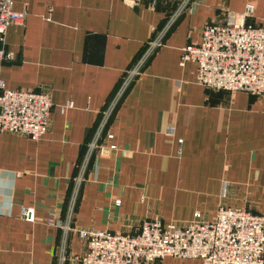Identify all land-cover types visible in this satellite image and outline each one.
Returning <instances> with one entry per match:
<instances>
[{
	"label": "crops",
	"instance_id": "0c3cea01",
	"mask_svg": "<svg viewBox=\"0 0 264 264\" xmlns=\"http://www.w3.org/2000/svg\"><path fill=\"white\" fill-rule=\"evenodd\" d=\"M179 1L13 0L27 14L6 31L13 58L0 60V80L47 92L51 111L39 140L0 134V264H57L62 231L46 221L65 217L75 165L153 30L163 33L161 45L105 127L117 149L92 159L74 229L127 232L144 218L180 224L195 212L210 220L219 205L264 215V97L200 86L195 65H180L204 23L252 3L250 22L260 25L264 0H192L170 21ZM23 206L34 207L33 222L19 218ZM84 250L70 232L64 264H81ZM155 264L203 263L166 257Z\"/></svg>",
	"mask_w": 264,
	"mask_h": 264
},
{
	"label": "built area",
	"instance_id": "2783aa9c",
	"mask_svg": "<svg viewBox=\"0 0 264 264\" xmlns=\"http://www.w3.org/2000/svg\"><path fill=\"white\" fill-rule=\"evenodd\" d=\"M155 5L159 0H149ZM165 1V0H162ZM192 0H180L170 16L173 21ZM254 5L246 3L240 13L228 14L223 21L202 25L199 40L182 48L180 65L192 62L196 67V83L230 93L245 92L264 97V23L250 22ZM26 9L15 11L13 0H0V60H11L13 53L5 49L6 31L20 24ZM165 30V29H164ZM144 45L101 111L97 125L76 163L72 192L65 217H49L48 225L62 231L57 251V264H64L67 238L76 231L85 250L81 264H155L166 257L198 259L203 264H264V215L236 206L219 205L214 217L204 219L195 212L180 224L163 223L157 218H144L131 231L77 230L73 227L74 207L94 157H105L116 151L113 135L105 132L117 104L141 73L144 65L161 45L162 32L155 33ZM72 108L68 102L60 113ZM51 102L44 91L8 89L0 80V134L11 132L39 140L48 128ZM172 135L173 128L167 127ZM180 142V141H179ZM119 204V201H115ZM34 207L23 206L19 218L34 221Z\"/></svg>",
	"mask_w": 264,
	"mask_h": 264
}]
</instances>
